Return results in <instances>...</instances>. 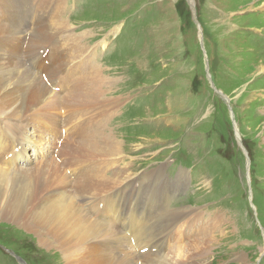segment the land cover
<instances>
[{
	"label": "rangeland",
	"instance_id": "1",
	"mask_svg": "<svg viewBox=\"0 0 264 264\" xmlns=\"http://www.w3.org/2000/svg\"><path fill=\"white\" fill-rule=\"evenodd\" d=\"M1 1L0 23L10 24L12 18ZM20 2L14 9L26 18L29 15V22L45 23L51 15L54 21L60 15L70 20L60 37L75 61L56 78L52 88L56 102L51 100L46 110V103L39 104L22 122L7 119L21 124L20 132L2 118L1 164L33 170L44 163L58 166L61 179L68 175L67 187L78 195L99 193L120 182L115 175L117 182L108 179L87 185L85 180L86 186L78 185L104 166L108 176L116 171L138 174L161 165L174 187L187 184L171 195L167 206L175 213L184 206L200 213L187 228L174 226L184 231L173 232L168 244L173 240L177 248L202 240L198 243L203 245L222 225L227 234L219 235L215 247L208 248L204 264H264V0H194L193 5L189 0ZM49 42L46 50H40L43 58L55 48L48 47ZM80 42L84 45L78 47ZM28 61L26 57L29 67ZM49 63L50 67L52 60ZM73 67L79 74L66 80ZM98 73L112 81L102 92L90 77ZM100 135H111L117 156L101 152L102 144L93 145L98 153L86 145L78 148L83 138L92 136L88 144L98 143ZM13 144L19 151L8 158ZM16 158L19 162L10 164ZM97 162L105 165L96 166ZM153 183H145L141 200L153 191L156 202L158 191L175 192L172 184ZM15 189L20 193L23 187ZM121 194L127 197L129 190ZM139 198L123 197L117 209ZM165 198L160 202L165 203ZM164 210L153 209L151 227L167 226ZM133 212L120 213L128 217ZM26 216L20 221L0 216V264H60L55 249L39 246L36 237L20 226ZM103 218L111 222L116 217ZM177 236L182 240H175Z\"/></svg>",
	"mask_w": 264,
	"mask_h": 264
},
{
	"label": "bare ground",
	"instance_id": "2",
	"mask_svg": "<svg viewBox=\"0 0 264 264\" xmlns=\"http://www.w3.org/2000/svg\"><path fill=\"white\" fill-rule=\"evenodd\" d=\"M20 1L21 0L1 1V4L5 7L7 16L12 18V21L10 24L6 22L0 23V122L2 118H5L8 126L16 127L19 132L21 130V124H15L7 119L16 117L20 118L19 121L22 122L23 119L25 120L26 116L28 117L29 113L35 111V109L39 107V104L46 103L44 104V109L46 110L51 100L52 102H56L57 93L52 90L54 82L60 71L68 67V63L70 62L69 64H71L74 60H70L68 53L63 47L64 41H62L60 37L61 32L67 28L65 24L67 22L69 23L70 20L60 15L58 19L54 21L51 15V17H49L50 19H46L45 23H38V19L36 23L29 22V15L28 18H26V14L20 11L17 12L14 9L16 4L22 5L23 2ZM189 2L193 5L194 0H189ZM21 16L22 19H20ZM14 22H24L25 25H23V23ZM114 31H117V29ZM26 33H29L28 37ZM84 35L89 36L88 34ZM25 36L27 39H25ZM51 38H55L53 43L49 42ZM48 42V47L52 45V47H55L52 50L60 52L51 54V50L49 51L46 58L51 56L52 64L50 67L46 66L43 62V52L40 53V50L47 49ZM82 45H84L83 42L78 43V47ZM26 57L29 58L28 64L36 57H40L42 60L39 63L38 70L41 72L36 71V74L32 72L25 63ZM71 69L76 68L73 67ZM257 69L260 68L258 67ZM41 76L46 79V83ZM72 77L73 76L68 75L66 80ZM90 77L98 85L100 92L103 91L102 89L105 85L112 83L111 79L99 73L96 75L91 74ZM65 88L66 87L63 86V89ZM97 95V99H101L100 94ZM53 96L56 97L54 98ZM67 96L72 97V94H66L65 97ZM86 101L87 99L85 102ZM15 136L16 134H14L13 137ZM26 137L19 138V141L24 143ZM91 137L83 138V142H79L78 148L86 145L88 150H92L91 152L93 153H98L99 151H96V146L93 145L102 144L104 147L100 146L102 147L101 152L106 151L105 154L111 157L118 155L117 150L114 149L117 146H115V142L112 140L111 135H107L106 137L101 136L98 143L88 144L91 141ZM5 146L8 150L9 147L6 144ZM15 148L16 146L13 144L12 156H15L16 152L19 151V149L16 148L15 150ZM1 150L0 153L2 152ZM105 154H101L100 156L104 157ZM16 162L18 163L19 161ZM16 162H14V164H17ZM22 162L23 161H20V163ZM46 165L48 164L44 163L43 166L40 165L33 170L22 168V166H15L16 168L11 165L6 166L2 165L0 162V216H13L15 220L20 221L23 216L27 214L24 224L22 223V225H19L25 227L24 229H27L29 233L36 237L39 246L55 249V252L58 253L56 254L59 256L56 261L57 263L204 264L206 260L205 254L208 253V248L215 247L219 235L223 234L220 236L223 237L227 234L225 230H222L223 226L221 225L215 234H210L209 237L211 240L204 242L203 245L198 243L202 242V240L194 241L191 246H187L188 243H186L182 247L179 246L177 248H175L176 246H174L173 240L168 244L167 241L169 237H172V235L174 236L173 232L181 231L180 234L182 235L184 231V229H180L179 231L174 230V226H185V228H187L191 223L198 221V219H193L199 217L200 213L191 212V210L185 206L176 208L175 211H177V213H175L173 209H170V204L169 207L167 206V203L172 199L171 195L179 192V190L184 188L187 184L181 182L182 179H180V186L174 187V183L167 176L165 169L161 165L150 171H144L138 174L116 171L114 174L112 173L113 175L108 176L103 172L107 171L104 166V170L100 169L103 171L99 172L97 175L88 176L84 178V180L77 181L78 185L81 187L86 186V184L82 183L85 180L89 181L87 185L96 181H105L108 179L110 182H117L112 178L115 175L120 179L118 180L120 182L108 188L109 190L113 189L110 193L107 191L108 189H106L99 193H86L87 191H83L84 195H78V193H76L77 191L67 187V183H70L71 179L68 175H65L64 179H61L62 175L59 173L58 166L50 167ZM100 165L105 164L101 162L96 163V166ZM139 174H143L144 176L138 179ZM133 176L135 177L129 179ZM182 178H184V176H182ZM152 180L154 182L153 184L158 186L172 184L175 192L158 191L160 193L158 201L156 202L155 197H152L157 191H153L151 194H146L148 198L141 200L139 198V193L145 190L143 189L145 183L151 182ZM5 184L9 185L6 189L4 187ZM15 187H23L22 192L19 193ZM128 190L129 195L127 197L121 194V192ZM105 191L108 193L106 192L105 194ZM169 193H171V198H169ZM17 195H20L18 199H16ZM134 196L139 198L137 202L134 201L130 204L126 203L124 206L122 205L117 209L118 201L121 198L133 199ZM112 197L115 199L109 201ZM164 197H166L164 199L165 203H161L160 201ZM158 202H160L159 205H157ZM147 203H149V207L146 206ZM156 206H162V208L165 209L164 211L168 213L167 226L165 228H163L164 226L162 228H156L150 225V220L153 219L151 217V212ZM131 209L134 210L133 216L132 213H130L128 217H124L123 214L120 213L122 210L129 211ZM186 214H189V216H186ZM103 216L116 218L108 222ZM119 217L123 219V222H121ZM137 218L139 221L136 226ZM181 221L186 222L179 224ZM210 231H213V229L210 228ZM191 235L195 234L191 233ZM116 236L122 239L116 241ZM226 237L228 238V236ZM175 240L178 241L182 239L178 237Z\"/></svg>",
	"mask_w": 264,
	"mask_h": 264
},
{
	"label": "water",
	"instance_id": "3",
	"mask_svg": "<svg viewBox=\"0 0 264 264\" xmlns=\"http://www.w3.org/2000/svg\"><path fill=\"white\" fill-rule=\"evenodd\" d=\"M230 110H231V113H232L231 117H232L233 124H234V130H235L236 139H237L238 143L240 144V143H242V141H241L240 135L238 134V128L236 127V123H234L235 122V118H234L231 106H230ZM248 168H249V166H248Z\"/></svg>",
	"mask_w": 264,
	"mask_h": 264
}]
</instances>
